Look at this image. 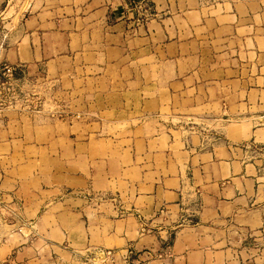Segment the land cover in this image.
Wrapping results in <instances>:
<instances>
[{"label":"crops","instance_id":"crops-1","mask_svg":"<svg viewBox=\"0 0 264 264\" xmlns=\"http://www.w3.org/2000/svg\"><path fill=\"white\" fill-rule=\"evenodd\" d=\"M16 15L3 62L23 89L68 97L0 119V193L24 196L19 222L46 230L43 249L59 264H264V108L216 100L264 103V0H0V27ZM109 80L130 106L109 105ZM172 95L214 108H169Z\"/></svg>","mask_w":264,"mask_h":264},{"label":"rangeland","instance_id":"rangeland-1","mask_svg":"<svg viewBox=\"0 0 264 264\" xmlns=\"http://www.w3.org/2000/svg\"><path fill=\"white\" fill-rule=\"evenodd\" d=\"M209 2L212 3L215 2V0H209ZM23 8L24 7H22V9ZM14 12H15V7L11 11V13L14 14ZM19 21H20V17L16 15V17H14V22L12 24H8V25L3 24L0 27V63L3 62L2 54L9 40V33L13 29H15ZM11 65H13L16 68V72L14 73V76L12 78L11 77L7 78L6 76L0 75V108H2V111L0 112L1 120L9 118V120L12 121V125L14 126L15 124L19 123L18 120H21V118L18 117L17 113L20 114L24 113L30 115L32 113L36 114L38 112H41V110L42 111L46 110V108H51V110L52 108H69L68 97L66 96L67 95L66 88H63L60 91L61 98H58L56 96L57 94L52 93L51 89L38 88V87H37L38 89L32 88V90L23 89L22 88L23 83L18 80L19 79L18 67L15 66L14 64ZM102 84L104 86H107V88H101V92L103 93L104 96L108 98L109 105H112L115 101H120V102L125 101L127 102V105L130 106V103L132 101V96L130 92L131 87L127 86L128 84H126V81L123 83L120 82V80L118 81L109 80V81H103ZM179 91L180 90L178 89L177 90L172 89V93H176ZM192 92L194 95L197 93L196 90H192L189 91V94ZM260 99L261 98L259 97L249 98L252 104L248 107V105L244 102V98L233 97V96H231L230 98L228 97L216 98V100L219 102V104L217 105V107L219 108H225V107L227 108L231 104L235 105V108H239V106L241 108H264V103L260 104ZM209 100L210 99L206 97H196L193 95H189V96L172 95V97L170 98L169 108H214L213 106L207 104ZM161 103H163V100L161 101ZM155 105H158V103L156 102ZM168 105H169V100H168ZM58 115L59 116H54V117H52V115L50 116L51 118L64 117L63 119H68L67 117L71 116V114H64V113H59ZM79 117L80 116H77V118ZM188 117L189 118H185V119L188 120V123L190 122L189 125L191 126L194 125L196 126L197 122L201 121L198 119H193L192 117H190V115ZM72 118L75 117L73 116ZM23 119H25V117H23ZM256 122L264 125V116L258 117L256 119ZM0 124H4V123L1 122ZM0 128H1L0 139H4L6 138L7 131L4 132L2 126ZM262 135H264V132L262 133ZM13 137H15V134L13 135ZM240 148L244 149L246 147H240ZM29 153H33V154L36 153V148L33 147ZM261 153L264 154V152ZM262 154L253 156L254 158H256L257 166L260 169L261 168L264 169L262 167L264 165V156ZM75 196L85 198L90 204L92 202V204H94L97 207L108 204L112 206L110 202L116 203L115 197L106 196L100 193L86 194L84 192H79L76 193ZM21 202L24 203V196L21 195L5 196L4 194L0 193V264H59L60 260L59 258L55 257L56 253L52 255L49 250L50 248L43 249L44 246L42 244L43 242H45V239L50 240L51 238H46V230H44L43 232V230L38 227L37 223H35V218H30L34 220L29 219L28 222H26V220L24 221L21 220V222H19L20 213L18 210H19V205H22ZM34 212L32 213L33 216H34ZM114 214L116 215V213ZM28 215H30V212H28ZM30 221H34V222L30 224ZM10 235H16V239H14L13 236L10 238ZM45 249L46 251L48 250L47 254H44L45 251L43 250ZM38 250L39 253L42 255V257L37 260L35 259L34 256L37 254ZM32 253H34L35 255L32 256ZM67 259L68 258L65 257L64 261L67 262L66 261ZM74 264H85V263L83 261L81 262V260H78ZM103 264H108V263L104 262Z\"/></svg>","mask_w":264,"mask_h":264},{"label":"built area","instance_id":"built-area-1","mask_svg":"<svg viewBox=\"0 0 264 264\" xmlns=\"http://www.w3.org/2000/svg\"><path fill=\"white\" fill-rule=\"evenodd\" d=\"M15 72L16 68L13 65L4 62L0 63V75L6 76L7 78H12ZM1 111L2 108H0V112ZM102 258L103 260H106V258L112 260L114 258V254L112 252H103Z\"/></svg>","mask_w":264,"mask_h":264}]
</instances>
